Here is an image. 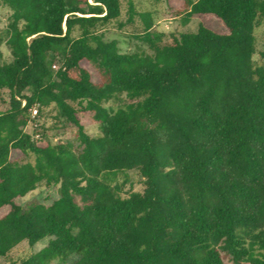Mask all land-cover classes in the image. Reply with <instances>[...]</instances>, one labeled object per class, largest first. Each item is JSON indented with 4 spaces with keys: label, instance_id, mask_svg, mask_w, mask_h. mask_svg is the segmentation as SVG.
<instances>
[{
    "label": "trees",
    "instance_id": "obj_1",
    "mask_svg": "<svg viewBox=\"0 0 264 264\" xmlns=\"http://www.w3.org/2000/svg\"><path fill=\"white\" fill-rule=\"evenodd\" d=\"M182 1L201 20L166 37L132 0H0V258L47 238L12 264H264V0ZM137 17L147 50L104 39ZM42 183L59 198L17 202Z\"/></svg>",
    "mask_w": 264,
    "mask_h": 264
},
{
    "label": "rangeland",
    "instance_id": "obj_2",
    "mask_svg": "<svg viewBox=\"0 0 264 264\" xmlns=\"http://www.w3.org/2000/svg\"><path fill=\"white\" fill-rule=\"evenodd\" d=\"M123 6V18L125 19L126 10L128 8L129 0H121ZM137 12H151L154 20V31L165 34L168 37L171 33L180 34L183 32H194L196 31L197 24L200 18L194 16L189 22L185 23L183 18L185 16L184 6L182 0H132ZM11 15V10L2 5L0 8V31H3L7 27L9 17ZM206 24L214 29H217V24L214 19L204 18ZM219 27V26H218ZM141 28V23L137 17L135 23L128 24L122 30L115 27H110L104 32V39L107 41L117 40L119 45V50L122 53L133 52L137 49H146L147 47L137 40L133 34H137ZM256 43L258 53L255 55V60L259 61V52H264V22L256 28ZM3 60L9 61L11 59V54L9 48L3 44L2 46ZM119 101H110L105 105L113 107L114 109L120 106ZM9 108V91L0 90V112L6 111ZM52 119L39 120L38 123L45 124V126H51L53 124ZM27 131L31 132L29 127ZM87 132L90 135H96L99 133V129L96 125H88ZM75 128L68 127L61 134L50 132L49 136L55 142L57 139H62L63 141L70 140L75 143ZM76 144V143H75ZM124 178H119V182L122 183ZM57 185L48 186L44 183L40 184L37 189L28 193L25 197L20 198L17 202L21 205L27 206L30 203H41L44 205H50L54 200L59 198V190ZM143 185L141 184V177L136 172H130L129 180L123 185V195L127 196L131 192L142 191ZM4 211L1 212V214ZM48 242L45 238L38 242L34 247H29L27 243L20 244L17 249H15L10 254V259L0 258V264H12V261H19L23 258L28 257L43 248ZM52 264H62L58 261H54Z\"/></svg>",
    "mask_w": 264,
    "mask_h": 264
}]
</instances>
